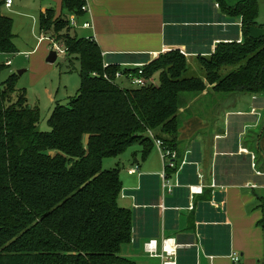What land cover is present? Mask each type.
<instances>
[{
    "label": "trees",
    "instance_id": "16d2710c",
    "mask_svg": "<svg viewBox=\"0 0 264 264\" xmlns=\"http://www.w3.org/2000/svg\"><path fill=\"white\" fill-rule=\"evenodd\" d=\"M215 1L227 22L241 19L242 42H220L214 53L198 56L201 77L190 75L189 60L180 50L162 54L142 68L146 86L131 89L118 85L115 75L121 66L106 64L92 36L71 35L70 30L77 29L70 26V17L81 22L86 0H62L60 15L53 9L40 13L41 33L54 40L57 35L55 41L65 48L66 61L73 57L79 62L81 85L67 105L55 108L49 132L40 131L39 106L31 105L27 91L18 87V74L0 85V264H137L121 254L122 247L132 242L135 217L118 204L123 192L120 168L104 170L103 161L139 142L146 148V157L154 148L146 137L149 132L177 149L178 115L184 107L181 95L196 98L208 89L240 98L264 95V37L251 35L258 26V0L234 7ZM4 5L5 0H0V55H14L13 20L2 14ZM187 30L193 31L185 36L183 29L171 27L168 34L177 35L178 44L199 38L196 28ZM4 68L0 66V72ZM124 71L138 75L139 69ZM157 74L158 85L153 80ZM253 136L247 144L260 164L264 159ZM188 175L185 167L179 177L182 187L175 189L174 198H187ZM160 182L158 176L143 177L140 192L158 196ZM201 195L193 211H204L206 216L192 218L191 223H200L208 253H224L230 243L229 227H213V223L223 224L225 214L220 208L210 211L212 199L223 203L224 195L208 188ZM260 210L258 226L264 231V200Z\"/></svg>",
    "mask_w": 264,
    "mask_h": 264
},
{
    "label": "crops",
    "instance_id": "0c3cea01",
    "mask_svg": "<svg viewBox=\"0 0 264 264\" xmlns=\"http://www.w3.org/2000/svg\"><path fill=\"white\" fill-rule=\"evenodd\" d=\"M224 1L227 6L234 7L245 0ZM258 2L260 5L258 26L251 29L254 38L264 37V0ZM86 3L88 13L82 18L81 23L88 22L92 27L79 28L75 33L81 30L83 36H92L100 46L106 64L118 63L122 71L145 66L173 50H180L190 61L198 56H209L214 53L220 42L239 43L243 40L241 19L235 23L227 22L226 14L215 0H169V22L165 17L166 0H86ZM13 6L14 4L9 9ZM58 7L62 14V0H50V7L42 8L40 11L44 13L53 8L57 11ZM171 27L183 29L185 36L189 31L187 29L196 28L199 38L187 44H178L175 42L177 35L171 37L174 34H168ZM191 31L193 30L189 32ZM18 55L24 56L26 60L31 58L30 54ZM9 56L11 57L8 54L0 55V66L4 62H11L10 59L4 61V58ZM60 58L65 62L66 53ZM12 64L11 62L10 67L6 68H11ZM120 80L129 82L126 78ZM211 92L213 91L208 89L200 97H207ZM200 97L189 99L187 104L192 105ZM247 102L248 98L236 97L232 100V103L237 104V108L234 112L225 113V117L230 115L237 120L228 126L224 119L223 123L214 127L213 123L205 121L198 113H189L190 109L187 107H183L178 115L181 118V128L178 146L174 150L179 154L180 163L184 160L187 162L180 169L179 177L182 170L188 167L187 187H202L203 193L205 188L211 189L216 185L214 192L211 189L212 193L224 195L223 203L212 199L210 211L220 208L225 214V222L223 224L215 222L213 227L220 225L229 227L230 243L228 248H225L228 251L208 253L202 243L200 223L195 221L191 223L192 218L195 220L198 216H206L204 211L199 214L193 211L195 201L202 193L193 196L189 193L184 200L178 196L174 198L175 190L173 194L165 196L162 189L158 196L146 192L143 194L140 192L142 178L146 176L160 178L162 173L158 169H148L141 176L136 189L123 191L118 200L119 206L132 210L135 217L132 242L123 246L121 250L124 258L137 264H162L160 258L150 257L144 246L149 241H157L158 252L162 254L164 241H169L166 244L167 249L176 250L177 264H236L231 258L234 253L240 257L238 264H264V231L258 226L262 219L260 210L262 200H257L256 205L255 197L244 193L246 189H261L264 192V162L258 164L256 154L248 148L247 142L250 140H247L248 135L245 133L246 128L251 127L256 131L261 128L260 133L255 132L253 137L255 139L258 134L254 146L261 149L264 159V95L251 96V100ZM153 149H156L155 146ZM252 157H255V160ZM135 163L140 170L139 163L137 161ZM199 175L203 176L202 179H199ZM226 187L229 188L227 194L224 192V189L227 190ZM181 201L188 204L185 206L180 203ZM191 204L192 210L189 209Z\"/></svg>",
    "mask_w": 264,
    "mask_h": 264
},
{
    "label": "rangeland",
    "instance_id": "374dc122",
    "mask_svg": "<svg viewBox=\"0 0 264 264\" xmlns=\"http://www.w3.org/2000/svg\"><path fill=\"white\" fill-rule=\"evenodd\" d=\"M13 4L14 6L12 9L4 6L2 8V14L13 20L14 44L17 53L16 55H11V57L9 56V58H4V61L10 59L13 64L11 68H4L0 72V85H2L13 73L18 74L19 71H25L22 75H19L18 87L27 91V97L31 105L39 106L41 113V120L39 123L40 131L49 132L50 126L48 122L55 108L58 105H67L80 89V64L73 57L70 58V61L65 62H62L61 58L54 64H47L46 62L49 56L48 54L52 50V43L48 40L51 37L41 33L39 18L41 13L40 10L50 7V0H13ZM53 10L55 9L53 8ZM56 10L57 14H61L59 7L56 8ZM75 31L76 30H70L72 36H74ZM77 32L78 37H85L81 30ZM42 37L48 39L46 41L43 40L44 42H40ZM57 38L56 35L55 40ZM18 53L23 55L30 54L31 58L26 60L24 56L18 55ZM65 59L67 60V56ZM5 63L6 62L2 63V66H4ZM189 63L191 67L190 75L201 77L202 70L196 58L190 59ZM67 69H71L72 72ZM153 80L155 84L158 85L159 75H155ZM118 85L121 88H134L132 84L126 80H119ZM200 96L201 95H199L198 98ZM236 97V95H220L211 92L209 96L200 97V99L196 100L192 105H188L187 102L189 99H194L193 95H181L180 100L183 102L184 107H187L188 110L190 109L189 113H198L201 117L205 118V121L211 124L213 123L215 125L214 127H216L223 123L224 119L226 121V126L233 124V121L237 120L236 118L230 117V115L225 117V113L234 112L237 108V104L232 103V100ZM242 98H248V102L251 100V96ZM183 116H185V114ZM179 119L181 120V118ZM214 127L213 130H215ZM210 130L208 132H210ZM260 131L261 128L258 131L251 127L246 128L245 133L248 135L247 140H250V135L255 132L260 133ZM146 137L150 139V133H147ZM254 140L256 141V139ZM145 152V146L140 143H135L122 155L116 158L105 159L103 161V169L113 170L120 168V179L123 183V191L134 190L141 176L145 174L148 169H158L160 172H163L162 160L156 149H152L146 157L144 156ZM135 161L139 163L141 169H138V173L131 177L128 171L138 167ZM226 188L227 190L224 189L225 194L228 193L227 191L229 189L228 187ZM244 191V193L252 194L255 197L256 205L258 204L257 200L261 201L264 199V192L261 189H246ZM256 210L258 211L259 209L256 208ZM256 215H259V213H256Z\"/></svg>",
    "mask_w": 264,
    "mask_h": 264
},
{
    "label": "built area",
    "instance_id": "2783aa9c",
    "mask_svg": "<svg viewBox=\"0 0 264 264\" xmlns=\"http://www.w3.org/2000/svg\"><path fill=\"white\" fill-rule=\"evenodd\" d=\"M13 5V0H5V7L6 8H11ZM83 11L85 13H88V8L87 6H84ZM70 26L72 28L76 29H91V24L88 22H79L75 16L70 17ZM47 40L48 38H41L40 41ZM52 43L51 49L56 51L58 53L59 58L63 56L66 53L65 48L57 43L54 39L50 38L48 39ZM241 43V42H239ZM11 62H6L5 66L10 67ZM144 66H138L137 68L139 69L138 75H135L133 71H121L117 72L115 77L117 80L126 78L129 80L130 84H132L133 87H144L147 84V79L143 76V68ZM106 79L109 80L108 76H105ZM150 133V139L152 140L156 150L158 151L162 163H163V172L160 175L161 179V189L163 196L167 194H173L174 190L176 188H180L182 185L180 184L179 181V172L180 169L186 165V160L183 162L181 161L180 163V158L179 154L176 150L170 148L165 142L161 139H158L153 133ZM253 160H255V157H252ZM138 173V168L132 169L128 171L129 175H134ZM199 179H202V175L198 176ZM188 191L191 196L201 194L202 193V187H191L188 186ZM216 185H213L211 189H215ZM214 192V190H213ZM190 210L193 209V205L191 204ZM167 243L169 241H164V251L162 254H159L158 252V243L157 241H149L148 243L145 244L144 249L145 251L149 254L150 257L152 258H160L162 260V264H177L175 255H176V250H168L167 249ZM231 258L234 263L238 264L240 262V257L238 254L234 253L231 255Z\"/></svg>",
    "mask_w": 264,
    "mask_h": 264
},
{
    "label": "water",
    "instance_id": "95a60500",
    "mask_svg": "<svg viewBox=\"0 0 264 264\" xmlns=\"http://www.w3.org/2000/svg\"><path fill=\"white\" fill-rule=\"evenodd\" d=\"M59 59L58 53L54 50H51V52L49 53V56L47 58V63L49 64H54L57 62V60ZM24 72L19 71L18 75H22Z\"/></svg>",
    "mask_w": 264,
    "mask_h": 264
}]
</instances>
